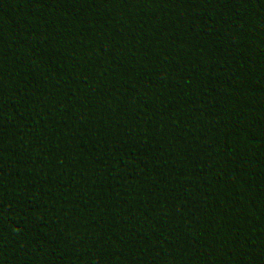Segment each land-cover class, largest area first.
Masks as SVG:
<instances>
[{
    "label": "trees",
    "instance_id": "16d2710c",
    "mask_svg": "<svg viewBox=\"0 0 264 264\" xmlns=\"http://www.w3.org/2000/svg\"><path fill=\"white\" fill-rule=\"evenodd\" d=\"M166 2L117 65L102 0H0V76L22 68L39 97L0 135V264H178L165 233L187 241L180 264H264V204L235 191L264 158V0ZM151 64L184 77L172 109L136 80ZM146 161L195 180L192 206L159 230L126 220L152 203Z\"/></svg>",
    "mask_w": 264,
    "mask_h": 264
},
{
    "label": "clouds",
    "instance_id": "9594fccd",
    "mask_svg": "<svg viewBox=\"0 0 264 264\" xmlns=\"http://www.w3.org/2000/svg\"><path fill=\"white\" fill-rule=\"evenodd\" d=\"M104 6L100 22L109 30L121 37L108 42L112 58L117 65L121 61L131 62L142 52L138 38L142 21H156L165 19L168 12L166 0H102ZM123 32V35L120 33ZM30 76L22 68L14 67L0 76V135L13 129L17 124V115L22 109L36 111L39 108V97L30 95L28 81ZM136 80L148 89L155 88L152 97L154 103L167 109H172L174 93L183 87L185 80L179 71L172 66L151 64L142 67L136 75ZM92 80L85 79L82 84L87 88ZM260 95H264V85L257 88ZM264 112V109H257ZM26 123H35L30 116ZM247 171L238 178L235 191L242 193L249 203L264 204V158L251 157L247 161ZM139 175L142 179V191L145 197H150L152 203L147 210H133L127 217L128 224L136 229H161L165 225L174 223L182 210L192 206L191 197L195 193V180L180 168L164 167L146 161ZM187 241L183 237L176 238L173 243L165 233L160 247L180 264ZM32 264H46L47 256L36 254Z\"/></svg>",
    "mask_w": 264,
    "mask_h": 264
}]
</instances>
